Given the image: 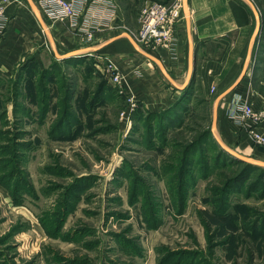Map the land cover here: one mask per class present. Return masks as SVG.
Segmentation results:
<instances>
[{
	"label": "rangeland",
	"instance_id": "rangeland-1",
	"mask_svg": "<svg viewBox=\"0 0 264 264\" xmlns=\"http://www.w3.org/2000/svg\"><path fill=\"white\" fill-rule=\"evenodd\" d=\"M177 1L85 6L94 8L96 34L136 41L149 4ZM248 1L261 26L254 48L264 55V0ZM44 39L11 69L0 65V264H264V171L225 193L223 181L241 165L219 156L212 140L185 160V147L211 130L214 101L188 93L147 114L112 58L59 60ZM59 40L60 56L75 51ZM108 58L122 84L109 82ZM242 105L253 108L235 95L238 121ZM252 128L264 138V122ZM247 136L246 147L229 149L264 162V145Z\"/></svg>",
	"mask_w": 264,
	"mask_h": 264
},
{
	"label": "crops",
	"instance_id": "crops-1",
	"mask_svg": "<svg viewBox=\"0 0 264 264\" xmlns=\"http://www.w3.org/2000/svg\"><path fill=\"white\" fill-rule=\"evenodd\" d=\"M187 4L189 26L182 12L173 28L174 50L158 47L149 54L136 43L137 50L122 34L102 36L99 33L95 34L93 42L83 43L66 26L50 20L37 0H8L0 29V65L5 70L11 69L19 58L32 53L35 43L43 47L45 37L46 45H50L47 31L54 47L59 38L64 43L69 41L76 47L75 51L87 50L112 58L125 78L126 88L145 111L152 113L174 107L186 88L190 89L192 98L201 95L214 101V110L216 99L239 80L246 66L243 78L218 102L214 130L227 148L231 145L246 147L248 131L231 117V112L235 95L251 102L255 111L264 107V55L263 50L254 48L258 36H254L257 19L252 4L248 0H187ZM113 13L117 16L115 11ZM31 36H35L34 40ZM140 51L159 60L164 72ZM190 53L193 66L188 80Z\"/></svg>",
	"mask_w": 264,
	"mask_h": 264
},
{
	"label": "built area",
	"instance_id": "built-area-1",
	"mask_svg": "<svg viewBox=\"0 0 264 264\" xmlns=\"http://www.w3.org/2000/svg\"><path fill=\"white\" fill-rule=\"evenodd\" d=\"M37 1L40 8L50 20L66 26V29L78 36L83 43L89 44L93 42L95 34L100 31V25L96 23L95 20V13L92 14V9H94L93 6H85L87 0ZM6 3L7 0H0V29L2 28L1 22L4 16ZM102 5L106 4L104 3ZM110 9L111 8H107V10ZM97 11L98 8L95 9V12ZM111 12L113 13V10H111ZM181 12V1H177L170 5L152 2L141 13L139 19V32L135 42L153 49L163 47L173 51L175 46L173 28L181 19ZM113 16L112 14L110 22L113 21ZM103 67L106 70L109 82L113 84H122V76L109 58L108 63ZM239 114L241 120L239 122L247 126L246 129L247 131L249 129L254 142L264 145V138L252 128L264 122V109L259 113H255L252 106L242 105L240 106Z\"/></svg>",
	"mask_w": 264,
	"mask_h": 264
},
{
	"label": "water",
	"instance_id": "water-1",
	"mask_svg": "<svg viewBox=\"0 0 264 264\" xmlns=\"http://www.w3.org/2000/svg\"><path fill=\"white\" fill-rule=\"evenodd\" d=\"M181 5H182V12H183V15L185 16L186 18V22L189 26V10H188V4H187V0H182L181 1ZM252 9H253V13L257 19V25H256V29H255V34L254 36H257L259 34V32L261 31L260 29V19H259V14L256 10V8L254 6H252ZM33 10L35 11L37 17L39 18L38 16V13L36 11V9L33 7ZM41 24H42V27L44 30H46L44 24L42 23V21L40 20ZM46 34L49 38V42H50V45L53 49V52H54V55L57 59L59 60H65V59H68V58H71V57H78V56H87L89 53L87 50H83V51H73V52H69L67 54H64L62 56H60L56 50H55V47H54V42L52 40V37L51 35L46 31ZM123 36L127 37L133 44H134V47L138 50V47H137V44L136 42L128 35V34H123ZM140 53L145 56L146 58H148L149 60L157 63L161 69L162 72H164V69L160 63L159 60H157L156 58L150 56L149 54H146V53H143L140 51ZM192 66H193V59H192V53H190L189 55V74H188V80L191 76V72H192ZM246 70H247V67L245 66L243 71H242V74L239 78V80L231 87L229 88L228 90H226L223 94H221L215 101V105H214V110H213V117H212V125H211V132L214 134V130H215V127H216V108L218 106V102L220 101V99L225 96L226 94H228L229 92H231L234 87L238 84V82L240 81L241 78H243V76L245 75L246 73ZM166 75V74H165ZM167 76V75H166ZM214 138H215V141L217 142V144L220 146V148L226 152L227 154H229L230 156H232L233 158L241 161V162H244L248 165H251V166H255V167H260V168H264V162L262 161H258V160H254V159H251V158H248V157H245V156H242V155H239L235 152H233L232 150H230L229 148H227L226 146H224L220 141H218L214 135Z\"/></svg>",
	"mask_w": 264,
	"mask_h": 264
},
{
	"label": "trees",
	"instance_id": "trees-1",
	"mask_svg": "<svg viewBox=\"0 0 264 264\" xmlns=\"http://www.w3.org/2000/svg\"><path fill=\"white\" fill-rule=\"evenodd\" d=\"M63 61H67V60H63ZM190 89L189 88H186L183 93H182V96H185L189 93ZM176 107V106H175ZM151 112L147 113V114H150ZM203 137L201 138V140H197V141H194L190 144H188L186 147H185V151H184V154L187 155L186 156V159L185 160H188L189 158V154H191L192 151H195V149L201 144V142L204 140V141H208V140H212V143L214 145H216L217 149H218V152L217 154H219V156H226L228 157L229 159H232L233 161H235V164H238V165H241V169H240V172L235 174L234 172L225 178V180L223 181V191L225 193H227L228 189L233 186V185H236L239 180L248 172H251L252 170H255V171H264V168H260V167H255V166H251V165H248L244 162H241L235 158H233L232 156L228 155L226 152H224L220 146L217 144V142L215 141V139L213 138V135H212V132L211 130L210 131H207L206 133H204L202 135ZM203 139V140H202ZM216 149V150H217ZM209 167V166H208ZM207 167V169H208Z\"/></svg>",
	"mask_w": 264,
	"mask_h": 264
},
{
	"label": "bare ground",
	"instance_id": "bare-ground-1",
	"mask_svg": "<svg viewBox=\"0 0 264 264\" xmlns=\"http://www.w3.org/2000/svg\"><path fill=\"white\" fill-rule=\"evenodd\" d=\"M46 29H47V28H46ZM214 135H215L216 139H217L218 141L221 142V140H219V138L216 136L215 131H214ZM221 143H222V142H221ZM228 155H229V154H228Z\"/></svg>",
	"mask_w": 264,
	"mask_h": 264
}]
</instances>
